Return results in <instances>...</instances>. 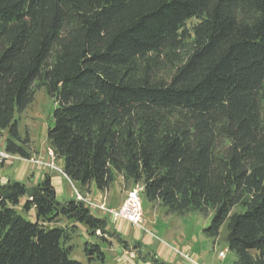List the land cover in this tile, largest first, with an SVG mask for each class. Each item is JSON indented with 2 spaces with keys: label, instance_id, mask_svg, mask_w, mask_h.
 <instances>
[{
  "label": "trees",
  "instance_id": "obj_1",
  "mask_svg": "<svg viewBox=\"0 0 264 264\" xmlns=\"http://www.w3.org/2000/svg\"><path fill=\"white\" fill-rule=\"evenodd\" d=\"M36 86L71 182L108 192L119 174L170 215L212 212L203 234L225 226L234 264H264V0H0V141L26 160L17 116ZM79 224L105 240L49 175L0 178V264H83ZM85 255L106 262L100 243Z\"/></svg>",
  "mask_w": 264,
  "mask_h": 264
},
{
  "label": "rangeland",
  "instance_id": "obj_2",
  "mask_svg": "<svg viewBox=\"0 0 264 264\" xmlns=\"http://www.w3.org/2000/svg\"><path fill=\"white\" fill-rule=\"evenodd\" d=\"M197 21H191L189 25ZM35 101L27 108L22 115L17 116L18 128L22 139H28V150L31 158L26 160L20 156L13 155L9 161L0 162L5 165L8 162L27 161L34 171L49 172L60 177L61 186L56 183V187L64 191L63 203L69 200V192L73 194L72 199H77V194L85 200L84 204L89 206L92 213L106 220L107 232L103 241L101 232L97 237L90 236L86 226L79 224V231L74 235L71 254L72 260H77L83 264H153L161 252L163 257L171 258L174 252L166 249V244H173L177 248V261H186L188 264H234L236 255L231 252L226 243V227L221 229L220 237L217 239L208 238L203 234L212 223L213 213L208 215L198 212L187 213L180 216L170 215L160 202L150 203L145 195H142L143 221L142 225L135 227L122 220H116L111 216V211H116L126 200L127 193L131 190H144V184H136L134 181H126L125 178L116 174L115 183L108 192L100 191L95 184L83 187L81 184L71 182L64 174V162L58 157L51 155L52 149L48 141V131L54 125V111L58 104L51 98L47 89L36 86ZM6 137L0 141V152L6 151ZM5 147V150H4ZM26 162V163H27ZM54 164L55 169H50L48 165ZM5 167H0V174H7ZM46 175L50 174H45ZM43 177V178H44ZM52 179V177H51ZM43 180V179H42ZM41 180V181H42ZM41 181L31 180L25 183L28 188L37 186ZM59 195V197H61ZM59 201H61L58 198ZM62 202V201H61ZM83 203V202H82ZM21 207H19V210ZM30 221L36 220V213L24 214ZM61 225L68 223L62 219ZM147 237V238H146ZM154 243H151L150 241ZM90 243H100L102 250L106 254V262H91L85 255V246ZM151 243V244H150ZM165 244V245H164ZM170 250V251H169ZM225 252L226 257L221 259L220 254ZM162 262V261H161Z\"/></svg>",
  "mask_w": 264,
  "mask_h": 264
},
{
  "label": "crops",
  "instance_id": "obj_3",
  "mask_svg": "<svg viewBox=\"0 0 264 264\" xmlns=\"http://www.w3.org/2000/svg\"><path fill=\"white\" fill-rule=\"evenodd\" d=\"M4 150H5V147H4ZM26 162L27 161L14 160V161L6 163L5 165H0V167H5V169L3 170L9 171L7 172V174H4V175L0 174L2 184H7L9 182H14V181L26 183L29 178L31 180L35 179L38 182L43 179L45 174H50L52 177V184L54 185L55 190H56L57 198H59L63 202L64 200H62L63 198L61 195H64V191L61 190L60 188V192H59V188L56 187V183L61 186L60 177L54 174H51L49 172H43V174H41L39 173V171H34L32 165L29 162L27 163ZM59 195L61 197H59ZM73 197H74L73 194L69 192L68 201H71ZM150 242L154 243L152 240ZM165 247L166 249H171L174 252V254L172 255L171 258L168 259V258L163 257L162 253L160 252L158 256V258L161 259L160 261L164 262L165 264H188L186 261H177L176 256L178 252H177V248H175L173 244H166ZM192 264H194V262H192Z\"/></svg>",
  "mask_w": 264,
  "mask_h": 264
},
{
  "label": "built area",
  "instance_id": "obj_4",
  "mask_svg": "<svg viewBox=\"0 0 264 264\" xmlns=\"http://www.w3.org/2000/svg\"><path fill=\"white\" fill-rule=\"evenodd\" d=\"M53 157L57 155L54 152H51ZM11 155L7 152H0V162L9 161ZM50 169H55L54 164L48 165ZM65 174V173H64ZM141 190H131L127 193V198L125 202L118 208L116 211H111V216L114 217L115 221L122 220L127 224H131L135 227L142 225L143 221V210H142V194ZM77 199L80 202H85L83 197L80 194H77ZM221 259L226 257V253L223 252L220 254Z\"/></svg>",
  "mask_w": 264,
  "mask_h": 264
}]
</instances>
